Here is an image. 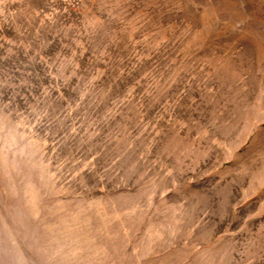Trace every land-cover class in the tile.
<instances>
[{
    "label": "rangeland",
    "instance_id": "374dc122",
    "mask_svg": "<svg viewBox=\"0 0 264 264\" xmlns=\"http://www.w3.org/2000/svg\"><path fill=\"white\" fill-rule=\"evenodd\" d=\"M0 264H264V0H0Z\"/></svg>",
    "mask_w": 264,
    "mask_h": 264
}]
</instances>
